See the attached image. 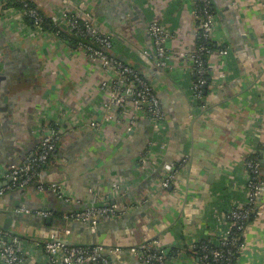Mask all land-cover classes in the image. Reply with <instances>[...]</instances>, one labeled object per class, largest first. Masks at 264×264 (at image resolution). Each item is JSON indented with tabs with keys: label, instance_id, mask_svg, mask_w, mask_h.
I'll return each mask as SVG.
<instances>
[{
	"label": "crops",
	"instance_id": "1",
	"mask_svg": "<svg viewBox=\"0 0 264 264\" xmlns=\"http://www.w3.org/2000/svg\"><path fill=\"white\" fill-rule=\"evenodd\" d=\"M32 1L65 28L56 20L63 10L90 13L110 34L112 54L147 77L165 118L155 130L130 105L116 107L101 88L108 73L97 60L56 32L35 30L0 0V226L11 218L5 231L19 235L30 264H44L52 237L100 244L111 264H147L132 251L142 247H178L164 264H197L186 247L219 237L228 210L247 201L248 155L258 156L264 175V0H211L216 49L204 105L193 101L189 61L181 56L196 44L192 0ZM152 21L169 32L165 69L153 58ZM49 129L59 143L39 175L43 187L11 186L9 165L36 152ZM175 164L177 177L161 187ZM112 190L114 200L136 207L95 228L63 218L101 204ZM257 200L260 213L244 230L237 264H264V185ZM39 210L57 215L47 225Z\"/></svg>",
	"mask_w": 264,
	"mask_h": 264
},
{
	"label": "built area",
	"instance_id": "2",
	"mask_svg": "<svg viewBox=\"0 0 264 264\" xmlns=\"http://www.w3.org/2000/svg\"><path fill=\"white\" fill-rule=\"evenodd\" d=\"M27 5L25 0H17ZM194 14L196 16V36L200 35L203 40L212 41L214 33L215 14L212 9L211 0H192ZM5 2V0H3ZM13 9V6H7ZM21 10V9H20ZM22 15L29 16L33 20L35 30H42V16L36 8L22 9ZM56 20L66 26L68 32H72L81 38H86V42H78V47L86 52L91 60H97L101 67L108 73V78L101 81V88L108 89L114 105L122 111L130 105L136 116H143L148 119L155 130H158L165 116L161 108L160 100L153 90L152 84L142 73L134 70L130 65L118 60L111 52L113 41L109 33L101 31L94 23L90 13H78L63 10ZM147 33L153 42V58L155 64L160 68L169 66V53L167 42L169 32L162 22L152 21L147 26ZM216 44V43H215ZM218 46V45H217ZM219 53L227 54L225 46L218 47ZM212 50L204 46V43L195 44L188 52H181V56L187 55L189 70L195 78L191 82L193 101L197 104L206 103V94L202 88L206 84V61ZM203 54H206L205 56ZM199 104V105H200ZM95 125L94 122L91 123ZM59 135L55 130L49 129L43 134L38 150L29 154L19 163L9 165L8 175L11 178V186L25 188L35 179L39 189L43 187L39 177L42 170L41 164H47L50 153L54 151ZM246 166V188L247 201L244 204H237L231 207L226 213V221L223 233L219 237L209 238L216 245L215 248L205 252L200 257V264H209V259L221 261L222 264H230L227 260L229 252L228 246L237 242L243 235L246 222L250 214L256 216L260 213L257 200L258 192L264 185V179L259 178L261 174V164L258 156L248 155L245 159ZM40 169V170H39ZM179 165L170 166L160 178L159 185L163 188L172 184L178 175ZM118 189V188H117ZM114 191L106 195L100 205L86 208H77L66 212L63 216L65 220L81 221L88 224L90 228H95L101 221L113 219L129 212L136 204L130 202H117L114 200ZM22 212H29L26 208L20 209ZM37 214L41 217L50 216L49 211L39 210ZM47 258L44 264H111L104 255V247L100 244L68 245L60 241L57 237H52L43 246ZM205 250L206 247L204 246ZM147 264H154L158 261L164 263L165 252H156L146 247L133 249ZM0 262L4 264H30L24 252L21 239L17 234H10L0 229Z\"/></svg>",
	"mask_w": 264,
	"mask_h": 264
},
{
	"label": "trees",
	"instance_id": "3",
	"mask_svg": "<svg viewBox=\"0 0 264 264\" xmlns=\"http://www.w3.org/2000/svg\"><path fill=\"white\" fill-rule=\"evenodd\" d=\"M25 2L27 3L26 6H24L23 3H21L20 1H17V0H5V2H3V5H4V7L13 6V7L21 9V10L22 9H26V8H36L39 11L40 15L42 16L41 25H42L43 30L48 29V30H51L53 32H56L57 35H59L61 38L67 40L70 43L71 46H77L78 42H80V41L81 42H86L87 41L86 38H81V37L77 36L76 34H74L72 32L68 33V31H67V29L65 27H63L62 25H57L55 23V21H53L51 19V17H46L43 14L42 10L32 0H25ZM211 5H212V3H211ZM24 19L27 21V23L33 25L32 18H30L29 16L26 15ZM200 43H204V46L206 48H208V49H211L212 51L216 49V46L214 45L213 41L203 40V38L200 35H197L196 36V44H200ZM203 55L205 56L206 54H203ZM205 63H206L205 66L207 68V74H206V78H205L206 79V84L202 88V92L207 90L208 83H209L208 62L206 61ZM132 68L134 70L140 72L136 68H134V67H132ZM192 77L195 78L193 73H192ZM51 127L55 128V126H53V125ZM58 141L59 140H57V142H56V146H55L54 151H52L50 153V157H51V155H53L55 153V150H56L57 145L59 143ZM255 156H257V155H255ZM50 157H49V159H50ZM46 167H47V164H41V166L39 168L41 170H44ZM259 178L264 179L263 172H261ZM34 181H35V179L32 182H30V184L33 183ZM48 211H50V210H48ZM50 215L53 218L57 214H55V213L50 211ZM59 217L61 218L62 216H59ZM253 218H254V214H250V216L248 217L246 223L248 224V222L251 221ZM247 224H246V226H247ZM242 239H243V235L238 238V240H237V242L235 244L228 246L229 252L227 254V258H228L227 260H229L230 264H237V258H238V255H239L240 245L243 242ZM192 245L193 246L186 247V252H188L189 254H191V255H193L195 257V259L197 261V264H200V262H201L200 261V257H201V255L203 253L209 252V250H211V249L216 247L215 243L213 241H211L209 238H201V239L197 240L196 242H194ZM88 246H91V245H88ZM204 246L206 247L205 250L203 249ZM179 250H180V248L173 247L170 250H168L167 252H165L164 262L169 257L175 256ZM154 264H161V263L156 261V262H154ZM209 264H222V262L221 261L212 260L211 257H210Z\"/></svg>",
	"mask_w": 264,
	"mask_h": 264
},
{
	"label": "water",
	"instance_id": "4",
	"mask_svg": "<svg viewBox=\"0 0 264 264\" xmlns=\"http://www.w3.org/2000/svg\"><path fill=\"white\" fill-rule=\"evenodd\" d=\"M14 214H15V213H14ZM15 215H17V214H15ZM18 216L20 217V216H22V215L18 214ZM10 219H11V218L8 217V219L5 220L3 226H0V228H3L4 230H7V231H8V230H9ZM37 219H38V220H43V219H45V222H46L47 225H48V224H51V222H52V218H51V216H48V217H46V218H42L41 216H38ZM60 241L63 242V243H65V244H68V243H69L68 241L63 240V239H60Z\"/></svg>",
	"mask_w": 264,
	"mask_h": 264
}]
</instances>
